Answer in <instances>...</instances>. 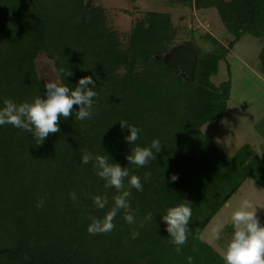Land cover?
Masks as SVG:
<instances>
[{
    "label": "trees",
    "instance_id": "trees-1",
    "mask_svg": "<svg viewBox=\"0 0 264 264\" xmlns=\"http://www.w3.org/2000/svg\"><path fill=\"white\" fill-rule=\"evenodd\" d=\"M92 1L0 0V108L5 100L20 104L46 95L31 62L33 49L47 50L56 59L63 85L74 88L80 78L93 76L97 93L91 117L75 119L74 105L72 116L60 122V132L40 146L32 133L0 126V264H190L189 257L191 264H225L201 234L247 178L264 189V158L245 165L250 151L241 156L244 148L230 162L201 132L205 124L224 118L230 83L221 85L222 95L184 92L180 69L163 60L174 37L167 16L149 14L122 50L94 16ZM195 4L216 5L236 37L232 45L245 33L264 34L259 30L264 0ZM212 40L219 52L194 47L195 81L208 82L227 55ZM122 121L141 129L135 144L126 141L130 133ZM153 140H159L161 150L153 149L156 158L150 163L137 167L127 160L135 147H150ZM85 154L104 155L109 163L127 167L124 189L106 188L94 159L82 163ZM173 174L178 175L175 182ZM132 175L140 177L142 191L130 186ZM125 189L131 191L135 223L129 224L121 209L112 231L90 234L92 219H102ZM95 196L107 197L104 209L95 206ZM189 201L190 234L178 253L161 215Z\"/></svg>",
    "mask_w": 264,
    "mask_h": 264
},
{
    "label": "rangeland",
    "instance_id": "rangeland-1",
    "mask_svg": "<svg viewBox=\"0 0 264 264\" xmlns=\"http://www.w3.org/2000/svg\"><path fill=\"white\" fill-rule=\"evenodd\" d=\"M92 10L94 16L104 22L105 31L116 37L122 50L128 48L136 25L149 14L167 16L174 37L167 45L168 51L163 60L173 69H180L184 92L198 97L204 96V92L222 95L221 85L225 82L231 85L223 120L205 124L201 132L211 140L214 150L224 153L230 162L244 147L241 156L248 155V148L251 147L257 157L264 158V34L260 36L254 31L245 33L232 45L236 37L216 5L198 8L195 0H93ZM260 29L264 30V23ZM212 38L223 45L227 55L219 62L218 73L208 82L197 79L191 83L180 67L174 68L171 64L174 55L188 42L202 53L219 52L220 47ZM33 52L31 62L42 87L45 82L51 81L62 84L56 59L44 49H33ZM176 105L179 112V102ZM244 200L258 207V216L264 223V189L247 178L201 234V239L222 257L234 231L232 213Z\"/></svg>",
    "mask_w": 264,
    "mask_h": 264
},
{
    "label": "clouds",
    "instance_id": "clouds-1",
    "mask_svg": "<svg viewBox=\"0 0 264 264\" xmlns=\"http://www.w3.org/2000/svg\"><path fill=\"white\" fill-rule=\"evenodd\" d=\"M91 85V87H89ZM44 88L46 95L37 96L32 101H25L17 104L13 100H5L4 107L0 108V126L11 124L30 132L37 140L40 146L44 140L54 133L60 132V122L67 121L72 116L74 105L78 106L75 119L84 120L89 118L93 112L94 97L97 93L96 81L93 76H84L79 79L74 88L60 84L56 81L45 82ZM122 128L129 129V135L125 137L130 144H135L139 139L141 129L129 125L126 121L120 122ZM155 153L161 150L159 140H153L150 147H135L127 160L136 165L143 167L155 159ZM94 159V168L97 175L106 181L105 187H114L118 191L124 189V179L129 177V169L122 167L119 163H109L108 157L96 155L94 158L90 154L82 157V163L88 164ZM148 174L145 175V180ZM178 179L177 174L171 176L175 182ZM132 188L142 191L143 185L137 175H132L129 180ZM130 189H125L115 196L114 206L102 219H92L88 226V232L92 235L97 233H106L114 228V218L118 212L125 210L124 219L129 223H135L134 214L131 209L129 197ZM72 199L76 200V194H71ZM95 206L104 209L108 204L106 196H95L93 199ZM230 206V205H229ZM193 214L192 203H181L170 207L167 213L161 215V219L166 225V231L172 238V243L176 246V251H181L190 234L188 227ZM231 222L234 228L232 238L223 253L225 264H264V223L258 216V207L254 206L249 200H244L239 208L232 213ZM138 232H133L132 237L136 238ZM191 264L192 258L189 257Z\"/></svg>",
    "mask_w": 264,
    "mask_h": 264
},
{
    "label": "water",
    "instance_id": "water-1",
    "mask_svg": "<svg viewBox=\"0 0 264 264\" xmlns=\"http://www.w3.org/2000/svg\"><path fill=\"white\" fill-rule=\"evenodd\" d=\"M198 63V53L193 44L188 42L175 55L172 61L173 66L180 67L186 74L189 82L195 79Z\"/></svg>",
    "mask_w": 264,
    "mask_h": 264
},
{
    "label": "crops",
    "instance_id": "crops-1",
    "mask_svg": "<svg viewBox=\"0 0 264 264\" xmlns=\"http://www.w3.org/2000/svg\"><path fill=\"white\" fill-rule=\"evenodd\" d=\"M227 109H228V108H227ZM226 113H227V112H226ZM222 120H223V119H222ZM222 120H221V121H222ZM247 147H249V146H247ZM244 148H246V147H244ZM244 148H243V149H244ZM248 149H249V151H250V157H249L250 159L245 163V165H248V163L251 162V159H252V158L257 157L256 154H255V152H254V150H253L251 147H249ZM240 152H241V151H240ZM240 152H239V153H240ZM239 153H237V155H238ZM237 155H236L235 157H237ZM257 158H259V157H257Z\"/></svg>",
    "mask_w": 264,
    "mask_h": 264
}]
</instances>
